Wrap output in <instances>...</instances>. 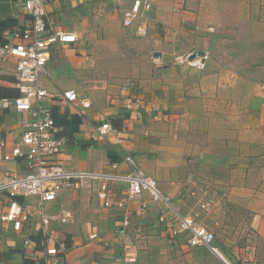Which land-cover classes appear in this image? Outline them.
I'll list each match as a JSON object with an SVG mask.
<instances>
[{
    "label": "crops",
    "instance_id": "obj_1",
    "mask_svg": "<svg viewBox=\"0 0 264 264\" xmlns=\"http://www.w3.org/2000/svg\"><path fill=\"white\" fill-rule=\"evenodd\" d=\"M224 1L233 3L234 11L225 5L214 14L223 0H153L145 37L123 25L113 0L48 1L53 27L78 35L76 42L56 46L60 52L53 50L46 66L44 82L53 95L48 104L65 139L55 158L69 169L124 173L128 166L122 155L131 153L173 207L188 214L183 184L190 173L186 153L194 150L200 155L197 175L202 178L197 179L210 197L197 206L216 215L221 226L199 221L216 233L219 253H214L205 245L191 246L188 233L170 234L168 223L159 221L164 205L145 193L147 209L141 210L139 201L125 197V181L111 184L125 200L122 208L104 207L96 190L65 189L58 201L74 217L66 224L51 223L67 245L58 264H264V0ZM30 22L21 2L0 0V41ZM232 34L231 50L213 56L214 37ZM131 35L148 42L149 55L131 49ZM103 50H110L108 57ZM198 50L210 57L204 69L177 61V55ZM66 89L91 105L62 100L59 94ZM18 94L13 62L0 64V96ZM20 118L12 110L0 112L5 150L21 135ZM103 121L117 134L93 137ZM24 172L21 159L0 163V181ZM57 209L56 202L45 207L46 212ZM126 216L130 228L123 227ZM92 232L98 236L90 237ZM41 238L37 217L21 232L0 221V264L43 262ZM134 250L137 261L124 262L126 252Z\"/></svg>",
    "mask_w": 264,
    "mask_h": 264
},
{
    "label": "built area",
    "instance_id": "obj_2",
    "mask_svg": "<svg viewBox=\"0 0 264 264\" xmlns=\"http://www.w3.org/2000/svg\"><path fill=\"white\" fill-rule=\"evenodd\" d=\"M48 1L17 0L31 16V22L10 30L6 38L0 41V64L13 62L19 89L16 96L0 97V112L12 110L20 114L22 127L21 135L9 150H5L6 139L0 138V163L21 159L26 166V172L10 173L0 181V221L11 223L14 230L21 232L24 224L32 217L39 218L42 230L39 247L44 259L35 264H58L59 256L67 245L54 235L51 223L66 224L74 217L73 211L58 201L60 193L65 189L96 190L104 207L122 208L126 205L125 200L117 196L111 184L114 181H125V197L139 201L141 210L147 209L145 193L152 201L164 205L159 221L168 223L170 234L176 237L188 233L191 246L205 245L212 252L219 253L214 244L215 231L200 223L193 214L179 213L173 207L171 198L160 188L157 179L141 167L133 154L122 155L128 166L124 173L69 169L55 158L64 150L65 139L59 135L52 107L48 104L53 95L44 82L48 76L46 66L56 46L76 42L78 35L71 30L53 27L47 18ZM113 1L120 10L123 25L134 27L139 36H147L150 19L148 13L153 8V0H133L129 5L127 0ZM190 55H177V61L200 69L206 67L209 57L207 53L192 59ZM157 57L156 61H160L159 55ZM59 97L75 105H91L88 99L80 100L74 89L63 90ZM111 134H117L116 129L109 121H103L95 128L92 136L107 138ZM112 167L117 168L118 162H113ZM19 197H23L25 202L19 200ZM30 198L35 199V204L29 203ZM48 202H56L57 211L46 212ZM123 227H131L129 216L123 220ZM97 236V232L90 234L92 238ZM30 242L29 238L24 240L26 246ZM124 259L127 263L136 262V251L126 252Z\"/></svg>",
    "mask_w": 264,
    "mask_h": 264
},
{
    "label": "rangeland",
    "instance_id": "obj_3",
    "mask_svg": "<svg viewBox=\"0 0 264 264\" xmlns=\"http://www.w3.org/2000/svg\"><path fill=\"white\" fill-rule=\"evenodd\" d=\"M227 1H229V0H227ZM225 5H227V7L228 6L230 7V11H231V9H232V11H234L233 10L234 4L233 3L227 4V2L223 0V2L219 6L214 7V14L217 13V11H223V10H219V9H220V7H223V9H224ZM230 15H232L231 12L229 13V16ZM130 37L132 39V41H130V47L134 52H137V53L139 52L144 56L147 54L148 55L150 54L148 42H146V41L143 42L142 40H139V38H137L134 35H131ZM227 37H229L230 41L227 40L228 39ZM234 40H235V37L233 34L230 36L222 35L219 38H218V36H215L214 37V44H213V51L211 54L213 56H218V55L226 53V51H228L231 48L230 44L233 45ZM228 47H230V48H228ZM233 47L234 46H232V48ZM103 54L108 57L110 54V50L109 51L103 50ZM140 60L142 61V59H140ZM106 74H103V75L105 76ZM192 152L186 153L188 165L190 166V173L188 175V178L186 179V183L183 184V188L187 189V195L189 194V196L185 195V199H183V204L186 206H189L188 211H187L188 214L189 213L193 214L198 219V221L203 220V222H202L203 224L204 223L205 224H211L212 223L215 226H217V224H218V228H219L221 226H219V223H218L219 219L217 218V216L213 215V213H210L211 211H208L207 209L203 210L204 208L200 209L202 207L199 208L197 206V204L198 203L200 204L202 202V200L208 201L210 197L205 191L207 189H203L206 184L203 183L201 181V179H197V178H202L201 176L198 177V175H197L200 168L198 167L199 162L196 161V159H199L200 155L195 154L194 150ZM195 170H196V173H194ZM203 185H204V187H203Z\"/></svg>",
    "mask_w": 264,
    "mask_h": 264
},
{
    "label": "water",
    "instance_id": "obj_4",
    "mask_svg": "<svg viewBox=\"0 0 264 264\" xmlns=\"http://www.w3.org/2000/svg\"><path fill=\"white\" fill-rule=\"evenodd\" d=\"M204 54V51L202 50H198V51H194L193 53H191V55L189 56V58H195L196 56H201Z\"/></svg>",
    "mask_w": 264,
    "mask_h": 264
},
{
    "label": "trees",
    "instance_id": "obj_5",
    "mask_svg": "<svg viewBox=\"0 0 264 264\" xmlns=\"http://www.w3.org/2000/svg\"><path fill=\"white\" fill-rule=\"evenodd\" d=\"M0 97H2V96H0Z\"/></svg>",
    "mask_w": 264,
    "mask_h": 264
}]
</instances>
